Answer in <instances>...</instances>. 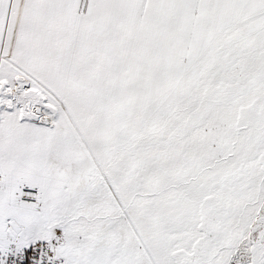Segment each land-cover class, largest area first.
I'll return each mask as SVG.
<instances>
[{
  "label": "snow or ice",
  "instance_id": "snow-or-ice-1",
  "mask_svg": "<svg viewBox=\"0 0 264 264\" xmlns=\"http://www.w3.org/2000/svg\"><path fill=\"white\" fill-rule=\"evenodd\" d=\"M0 264H264V0H0Z\"/></svg>",
  "mask_w": 264,
  "mask_h": 264
}]
</instances>
